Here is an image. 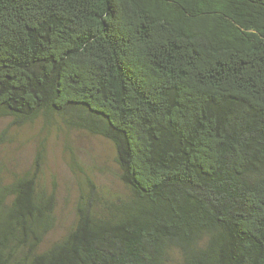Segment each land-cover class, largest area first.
<instances>
[{"label": "trees", "instance_id": "trees-1", "mask_svg": "<svg viewBox=\"0 0 264 264\" xmlns=\"http://www.w3.org/2000/svg\"><path fill=\"white\" fill-rule=\"evenodd\" d=\"M41 115L105 132L170 223L40 254L23 184L0 264H264V0H0V118Z\"/></svg>", "mask_w": 264, "mask_h": 264}, {"label": "rangeland", "instance_id": "rangeland-1", "mask_svg": "<svg viewBox=\"0 0 264 264\" xmlns=\"http://www.w3.org/2000/svg\"><path fill=\"white\" fill-rule=\"evenodd\" d=\"M118 157L117 145L99 129L44 115L34 122L1 117L0 221L24 230L15 201L22 185L31 184L41 193L39 206L44 212L43 238L37 244L40 254L50 255L78 229L80 213L112 227L170 223L127 181ZM6 187L11 190L4 192Z\"/></svg>", "mask_w": 264, "mask_h": 264}, {"label": "flooded vegetation", "instance_id": "flooded-vegetation-1", "mask_svg": "<svg viewBox=\"0 0 264 264\" xmlns=\"http://www.w3.org/2000/svg\"><path fill=\"white\" fill-rule=\"evenodd\" d=\"M18 196H19V195H18ZM18 196H17V199H18ZM17 199H16V200H17ZM39 205H40V202H39ZM39 215H42V216L44 215L43 210H41V211L39 212ZM79 220H80V223H79L78 227H79V226L81 225V223L84 222V221H91L88 215H84V214H82V213H80ZM23 226H24V225H23ZM71 235H72V234H71ZM71 235H70V236H71Z\"/></svg>", "mask_w": 264, "mask_h": 264}, {"label": "water", "instance_id": "water-1", "mask_svg": "<svg viewBox=\"0 0 264 264\" xmlns=\"http://www.w3.org/2000/svg\"><path fill=\"white\" fill-rule=\"evenodd\" d=\"M149 201V200H148ZM152 202V201H150ZM154 203V202H153ZM155 204V203H154ZM156 205V204H155ZM159 207V206H158ZM161 209V207H159ZM162 210V209H161ZM162 212L167 216V214L162 210Z\"/></svg>", "mask_w": 264, "mask_h": 264}]
</instances>
